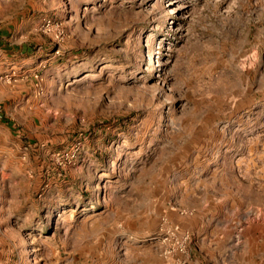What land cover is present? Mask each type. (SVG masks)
I'll return each instance as SVG.
<instances>
[{"label":"rangeland","instance_id":"obj_1","mask_svg":"<svg viewBox=\"0 0 264 264\" xmlns=\"http://www.w3.org/2000/svg\"><path fill=\"white\" fill-rule=\"evenodd\" d=\"M0 50V264H264V0H0Z\"/></svg>","mask_w":264,"mask_h":264},{"label":"crops","instance_id":"obj_2","mask_svg":"<svg viewBox=\"0 0 264 264\" xmlns=\"http://www.w3.org/2000/svg\"><path fill=\"white\" fill-rule=\"evenodd\" d=\"M11 55V54H10ZM5 57V58H4ZM8 58H12L9 55L5 54L2 50H0V75L1 73L4 72H8V71H14L15 72H23V70H19L16 68V62L15 64H8ZM7 62V63H6ZM14 98H18L23 99V81H16V83L14 84H10V83H6L4 81H2L1 77H0V104L6 105V100H13ZM23 101H21L18 105L20 106V108H22ZM9 111H8V110ZM3 113H7L11 111V108L9 107H4L3 106ZM1 111V110H0ZM1 116V114H0ZM208 212H211L210 209H208ZM210 213L203 212L202 216V222H206V218L209 216ZM190 227V226H189ZM206 230L208 232V229H204L202 231V234H206ZM209 231H212L211 229H209ZM213 232V231H212Z\"/></svg>","mask_w":264,"mask_h":264},{"label":"built area","instance_id":"obj_3","mask_svg":"<svg viewBox=\"0 0 264 264\" xmlns=\"http://www.w3.org/2000/svg\"><path fill=\"white\" fill-rule=\"evenodd\" d=\"M13 74V72H12ZM8 79V78H7ZM177 225H174L173 228H170V230L168 231L169 233V236L173 239H176L175 243L178 244V249L183 250V246H184V242L185 240L187 239L188 235L187 233L184 234L183 236H181L180 238L177 236ZM173 250H167L166 251V254L169 255V254H172Z\"/></svg>","mask_w":264,"mask_h":264}]
</instances>
